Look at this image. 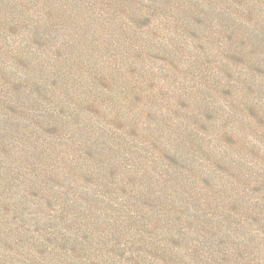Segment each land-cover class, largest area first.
<instances>
[{
    "label": "rangeland",
    "instance_id": "1",
    "mask_svg": "<svg viewBox=\"0 0 264 264\" xmlns=\"http://www.w3.org/2000/svg\"><path fill=\"white\" fill-rule=\"evenodd\" d=\"M0 264H264V0H0Z\"/></svg>",
    "mask_w": 264,
    "mask_h": 264
}]
</instances>
